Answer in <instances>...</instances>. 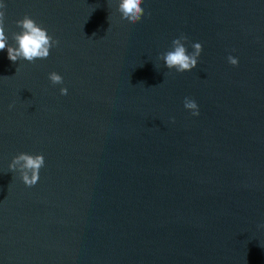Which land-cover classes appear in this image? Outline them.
<instances>
[{"label": "water", "instance_id": "95a60500", "mask_svg": "<svg viewBox=\"0 0 264 264\" xmlns=\"http://www.w3.org/2000/svg\"><path fill=\"white\" fill-rule=\"evenodd\" d=\"M0 2L9 45L25 15L60 41L0 51V264H264V0H144L134 25L119 0ZM182 35L203 52L178 73Z\"/></svg>", "mask_w": 264, "mask_h": 264}, {"label": "clouds", "instance_id": "9594fccd", "mask_svg": "<svg viewBox=\"0 0 264 264\" xmlns=\"http://www.w3.org/2000/svg\"><path fill=\"white\" fill-rule=\"evenodd\" d=\"M144 0H119L117 11L120 13L121 19L131 24H136L142 20L145 15L143 8ZM7 5L0 2V51L7 49L8 58L12 62L26 60L35 63L36 60L47 59L50 56L51 49L58 47L59 39L48 33V30L38 24L29 15H25L23 19L16 21L20 32H14L12 39L15 46L9 45V36L5 31ZM95 35V34H94ZM187 36L172 41V49L162 53L160 59L169 69H175L178 73L190 72L198 66V60L203 52L201 43L192 44L194 51L189 52L188 48L182 41L187 42ZM228 61L237 66L239 61L236 57L228 56ZM49 79L53 85L63 84V77L57 72H51ZM61 94L67 95L68 88H61ZM184 106L190 110L194 116H198L199 106L194 99L185 98ZM11 107V105H10ZM46 160L43 154H29L22 152L15 156L9 165L10 170L19 171L20 177L26 186H34L40 179V170L45 167Z\"/></svg>", "mask_w": 264, "mask_h": 264}]
</instances>
